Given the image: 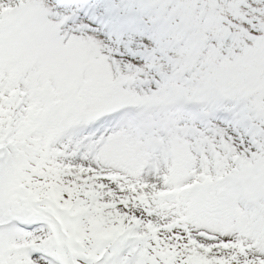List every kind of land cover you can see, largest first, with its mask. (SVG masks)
<instances>
[{"label": "snow or ice", "instance_id": "snow-or-ice-1", "mask_svg": "<svg viewBox=\"0 0 264 264\" xmlns=\"http://www.w3.org/2000/svg\"><path fill=\"white\" fill-rule=\"evenodd\" d=\"M0 264H264V0H0Z\"/></svg>", "mask_w": 264, "mask_h": 264}]
</instances>
